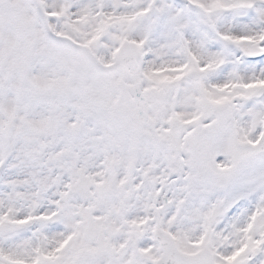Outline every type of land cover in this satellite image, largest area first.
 Instances as JSON below:
<instances>
[{"label":"snow or ice","instance_id":"1","mask_svg":"<svg viewBox=\"0 0 264 264\" xmlns=\"http://www.w3.org/2000/svg\"><path fill=\"white\" fill-rule=\"evenodd\" d=\"M0 264H264V0H0Z\"/></svg>","mask_w":264,"mask_h":264}]
</instances>
